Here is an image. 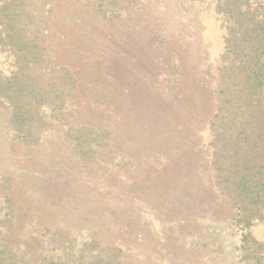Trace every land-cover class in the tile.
I'll return each instance as SVG.
<instances>
[{
  "label": "rangeland",
  "instance_id": "1",
  "mask_svg": "<svg viewBox=\"0 0 264 264\" xmlns=\"http://www.w3.org/2000/svg\"><path fill=\"white\" fill-rule=\"evenodd\" d=\"M216 4L60 0L66 107L37 133L0 103V209L16 247L38 255L46 240L65 264H264V217L240 224L213 180ZM11 62L0 51V70Z\"/></svg>",
  "mask_w": 264,
  "mask_h": 264
},
{
  "label": "trees",
  "instance_id": "2",
  "mask_svg": "<svg viewBox=\"0 0 264 264\" xmlns=\"http://www.w3.org/2000/svg\"><path fill=\"white\" fill-rule=\"evenodd\" d=\"M216 3L226 32L222 55L209 70L217 100L210 123L213 180L238 222L249 227L264 217V0ZM59 6L60 0H0V51L12 57L11 68L0 70V103L10 108L15 130L49 128L66 107L65 94L76 87L72 71L57 58L59 48L53 49L62 47ZM61 78L69 85H58ZM82 134L74 138L76 145ZM2 212L0 264H65L54 248L48 253L46 240L38 255L16 247L8 231L14 215Z\"/></svg>",
  "mask_w": 264,
  "mask_h": 264
}]
</instances>
